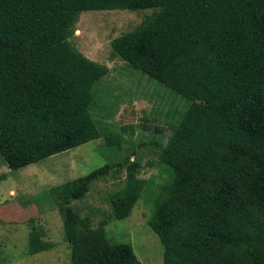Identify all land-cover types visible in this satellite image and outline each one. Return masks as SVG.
Segmentation results:
<instances>
[{"label": "trees", "instance_id": "obj_1", "mask_svg": "<svg viewBox=\"0 0 264 264\" xmlns=\"http://www.w3.org/2000/svg\"><path fill=\"white\" fill-rule=\"evenodd\" d=\"M112 10L152 11L111 53L180 97L165 117L171 135L158 129L150 144L168 176L147 221L163 264H264V0H0V159L17 171L98 139L121 152L128 128L93 117L108 108L99 83L109 70L70 41L82 13ZM139 168L126 155L45 193L70 264H141L72 205L122 170L107 201L126 219L149 192ZM44 235L29 233L30 255L52 248Z\"/></svg>", "mask_w": 264, "mask_h": 264}, {"label": "rangeland", "instance_id": "obj_2", "mask_svg": "<svg viewBox=\"0 0 264 264\" xmlns=\"http://www.w3.org/2000/svg\"><path fill=\"white\" fill-rule=\"evenodd\" d=\"M151 13L112 10L80 15L71 43L85 57L109 70L99 83L103 95L99 103L108 108L106 112L94 110L93 117L103 122L101 126L118 133L120 128H128L122 132L126 142L120 152L105 148L104 140L98 139L17 171H10L0 159V176H4L0 181V264H70L62 218L53 202L45 199V193L126 155L138 159V176L150 180L149 192L138 200L126 219L115 220L107 201L108 194L124 185L122 170L111 171L95 182L87 195L72 205L80 216L90 217L93 227L106 222L107 237L130 243L141 264H163L162 245L147 221L153 208L150 192L156 193L168 176L157 165L156 148L150 144L158 139V129L162 130L164 142L171 135L169 118L165 117L173 112L175 99L180 97L112 56L110 48L111 40L135 29ZM33 229H42V240L52 245L50 250L28 253V236Z\"/></svg>", "mask_w": 264, "mask_h": 264}]
</instances>
